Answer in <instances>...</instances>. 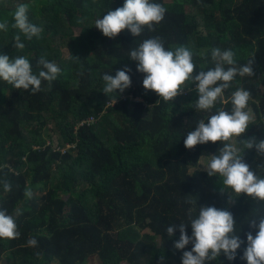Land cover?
Here are the masks:
<instances>
[{
    "label": "trees",
    "instance_id": "obj_1",
    "mask_svg": "<svg viewBox=\"0 0 264 264\" xmlns=\"http://www.w3.org/2000/svg\"><path fill=\"white\" fill-rule=\"evenodd\" d=\"M165 9L164 19L135 37L127 29L105 37L95 21L122 7L124 0H0V54L26 57L38 74L43 56L60 67L50 85L42 81L31 93L0 80V210L15 218L20 236L0 239V264H182L184 249L174 248L180 223H189L201 206L232 213L245 241L229 261L223 253L205 264H247L248 219L264 204L231 190L221 192L222 179L199 171L205 153L219 154V142L184 147L188 132L216 110L196 111L191 82L171 102L151 90L144 74L129 59L144 40L159 37L166 50L187 47L196 72L214 67L211 50L231 49L236 66L252 61L254 75H237L225 91L250 92L246 111L254 115L242 141L264 140V0H152ZM28 5V20L40 27L28 40L12 27L18 5ZM78 30V34H76ZM21 35L23 50L14 47ZM63 49L68 57H63ZM125 67L131 85L103 94V74L115 76ZM227 67V66H226ZM140 99V100H138ZM116 102L114 103V101ZM89 117L94 122L81 123ZM242 147V145H240ZM243 160L264 178V157L245 149ZM11 184L5 192L2 181ZM30 189L33 197H25ZM228 195L235 199L228 203ZM21 215L16 217V210ZM177 225L169 237L166 228ZM191 227L186 232L191 236ZM35 238L37 245H27Z\"/></svg>",
    "mask_w": 264,
    "mask_h": 264
},
{
    "label": "clouds",
    "instance_id": "obj_2",
    "mask_svg": "<svg viewBox=\"0 0 264 264\" xmlns=\"http://www.w3.org/2000/svg\"><path fill=\"white\" fill-rule=\"evenodd\" d=\"M27 12L28 5H18L13 15L12 27L31 40L34 36L39 37L42 29L29 22ZM165 12L166 9L161 4L152 0H124L122 7L114 11L109 10L103 18L96 19L94 26L108 38H115L125 29L137 37L145 28L154 31V26L164 19ZM7 29L6 21L0 23V30ZM20 34L14 37V47L23 50L25 44L21 42ZM129 59L136 62V71L144 74L142 86L145 92L151 90L164 102H172L182 93L183 86L191 82L198 94V99L193 105L196 111L209 113L218 101L231 104L230 111L216 110L214 115L208 116L207 123L203 119L200 120L195 129L185 136L184 147L191 150L198 144L209 142L222 144L219 154L211 155L204 167L208 176H219L222 179L221 192L231 190L236 197L244 195L264 204V178L251 170L242 157L245 149L253 148L258 156L264 157V140L257 141L255 137H251L237 142V137L245 133L253 122V116L246 111L251 94L240 88L228 99L224 98L225 91L237 75L241 77L254 75L252 61L237 67L235 53L231 49L222 51L213 48L211 60L214 67L196 72L191 50L184 46L166 50L159 37L144 40L130 51ZM37 63L41 70L34 74L32 65L26 57L17 56L10 59L8 55L0 54V80L15 89L27 90L34 94L40 90L42 81H47L50 85L61 73L56 63L48 61L43 56ZM129 71L130 69L125 67L118 70L115 76L103 74V94L117 93V90L123 93L130 87L131 79L127 74ZM258 167L264 168V164ZM2 183L5 192L12 190L9 182L5 180ZM24 195L31 199L33 192L27 189ZM234 202L235 199L228 195V203ZM21 214V210L17 209L16 217ZM247 223L250 228L256 229V232L255 236L251 231L245 234L246 247L240 258L247 264H264V212L258 210ZM236 225L231 212L213 206H201L194 218L189 217V223L178 225L180 236L178 241L174 242V248L180 250L189 244L192 245L190 251L183 252L182 264H205L206 261L216 260L221 253L229 261L235 259L237 250L245 243L240 239ZM186 226L191 227V236L187 234ZM17 228L14 216L0 210V239H17L20 236ZM176 228L175 224L168 226L167 235L171 237ZM37 243L35 238L27 240V245L31 247H35Z\"/></svg>",
    "mask_w": 264,
    "mask_h": 264
},
{
    "label": "rangeland",
    "instance_id": "obj_3",
    "mask_svg": "<svg viewBox=\"0 0 264 264\" xmlns=\"http://www.w3.org/2000/svg\"><path fill=\"white\" fill-rule=\"evenodd\" d=\"M76 34H78V30H76ZM62 51H63V57H64V58H67V57H68V51H67L66 49H63ZM138 100H140V99H138ZM249 113L253 116V120H254V115H253V113H252V112H249ZM243 134H244V133H243ZM243 134H241V136L237 137V142H238V143L242 141ZM238 146L240 147V145H238ZM210 156H211V155H210V154H207V153H205V154L203 155V157H202V159H201V161H200V164H199V168H198L199 171H205V170H204V167L206 166L208 160L210 159ZM9 262H10V261H9L8 259L4 258L2 264H9ZM53 264H57V263L55 262V263H53Z\"/></svg>",
    "mask_w": 264,
    "mask_h": 264
},
{
    "label": "built area",
    "instance_id": "obj_4",
    "mask_svg": "<svg viewBox=\"0 0 264 264\" xmlns=\"http://www.w3.org/2000/svg\"><path fill=\"white\" fill-rule=\"evenodd\" d=\"M94 117H89L87 120H85V121H83L82 123H81V125L82 124H84V123H91V122H94Z\"/></svg>",
    "mask_w": 264,
    "mask_h": 264
}]
</instances>
